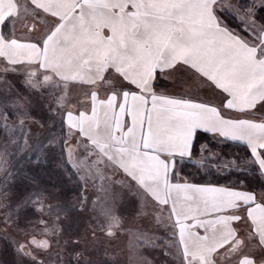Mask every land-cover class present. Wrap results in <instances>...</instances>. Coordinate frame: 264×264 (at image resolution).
Returning <instances> with one entry per match:
<instances>
[{
    "label": "crops",
    "instance_id": "0c3cea01",
    "mask_svg": "<svg viewBox=\"0 0 264 264\" xmlns=\"http://www.w3.org/2000/svg\"><path fill=\"white\" fill-rule=\"evenodd\" d=\"M226 1L0 0V57L87 91L66 123L172 205L183 264H264V187L180 171L205 131L245 143L264 182V25L229 26ZM21 14L48 24L6 35Z\"/></svg>",
    "mask_w": 264,
    "mask_h": 264
},
{
    "label": "rangeland",
    "instance_id": "374dc122",
    "mask_svg": "<svg viewBox=\"0 0 264 264\" xmlns=\"http://www.w3.org/2000/svg\"><path fill=\"white\" fill-rule=\"evenodd\" d=\"M224 3L219 17L234 19L248 36L264 25L256 16L264 0ZM24 14L6 21V35H17V27L48 24L35 16L24 20ZM86 95L77 84L48 80L0 57V262L183 264L172 205L151 198L130 173L66 123V112L78 111ZM54 156L74 172V196L53 193L36 180L33 166ZM251 239L246 236L248 244Z\"/></svg>",
    "mask_w": 264,
    "mask_h": 264
},
{
    "label": "trees",
    "instance_id": "16d2710c",
    "mask_svg": "<svg viewBox=\"0 0 264 264\" xmlns=\"http://www.w3.org/2000/svg\"><path fill=\"white\" fill-rule=\"evenodd\" d=\"M258 20L264 23V8L257 10ZM229 26L242 32L232 18L221 16ZM58 162L59 165L55 163ZM36 180L50 186L53 193L77 194L74 172L67 163L57 161L56 156L48 164L33 166ZM32 168V169H33ZM181 174L198 183H213L249 190L264 187L258 163L245 143L216 138L209 132L198 131L195 135L190 159L181 164ZM61 195V194H60Z\"/></svg>",
    "mask_w": 264,
    "mask_h": 264
}]
</instances>
